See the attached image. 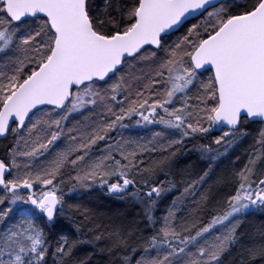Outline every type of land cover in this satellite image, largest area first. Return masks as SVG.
Wrapping results in <instances>:
<instances>
[{
  "label": "snow or ice",
  "instance_id": "snow-or-ice-1",
  "mask_svg": "<svg viewBox=\"0 0 264 264\" xmlns=\"http://www.w3.org/2000/svg\"><path fill=\"white\" fill-rule=\"evenodd\" d=\"M251 130L202 221L197 185ZM0 139V264H264V0H0ZM187 142L194 214L158 216ZM94 190L126 206L85 233L70 201Z\"/></svg>",
  "mask_w": 264,
  "mask_h": 264
},
{
  "label": "trees",
  "instance_id": "trees-1",
  "mask_svg": "<svg viewBox=\"0 0 264 264\" xmlns=\"http://www.w3.org/2000/svg\"><path fill=\"white\" fill-rule=\"evenodd\" d=\"M251 131L252 134L249 137L233 145V147L228 150V153L216 162L213 166V173L207 183L203 186L197 185L198 192L204 191L209 185H211L215 197V199L209 204L208 208L202 210L200 214L202 221L206 222L210 219L209 213L211 212V209L218 206L216 200H222L231 191V187L228 184H216L217 178L220 176H229L233 170L242 168L247 162V156L254 144V137L256 135L255 130ZM220 134V132L214 131L206 137L195 140L194 143L197 145H211L213 149L219 148L220 150H223V145L217 146L213 143L215 137ZM6 143H8V141L0 142V148ZM192 149L193 142H187L184 148L181 149V152L177 155L176 165L171 169L169 175L165 177L163 173L157 174L158 179H167L174 181L175 183V187L167 192V195H165L159 202L156 213L158 216L162 215L164 211L171 206L172 201L177 198H180L177 204V212L181 220L190 219L194 214V200L198 197L191 195L183 196V189L187 184L199 179L203 172L207 170L208 162L201 158L199 152L193 151ZM70 203L79 205V211L75 213L77 220H83V214H88L89 220L85 222V233H87V228L92 221H103L107 223L106 214L110 215V210L120 209L126 206L121 201L96 190L91 194L85 192L81 198L72 200ZM261 226H264V216L257 213L256 215L247 218L244 231L254 234ZM244 240L246 243L249 242L247 236L244 237ZM89 251H92V249L85 245L81 249L80 255L83 256ZM233 255H235V253H233ZM231 259L232 257H227L226 264L227 261Z\"/></svg>",
  "mask_w": 264,
  "mask_h": 264
},
{
  "label": "bare ground",
  "instance_id": "bare-ground-1",
  "mask_svg": "<svg viewBox=\"0 0 264 264\" xmlns=\"http://www.w3.org/2000/svg\"><path fill=\"white\" fill-rule=\"evenodd\" d=\"M216 132H219V130H217ZM165 195H167V194H165ZM165 195H164V196H165Z\"/></svg>",
  "mask_w": 264,
  "mask_h": 264
},
{
  "label": "water",
  "instance_id": "water-1",
  "mask_svg": "<svg viewBox=\"0 0 264 264\" xmlns=\"http://www.w3.org/2000/svg\"><path fill=\"white\" fill-rule=\"evenodd\" d=\"M2 141H4V140L0 139V142H2Z\"/></svg>",
  "mask_w": 264,
  "mask_h": 264
}]
</instances>
